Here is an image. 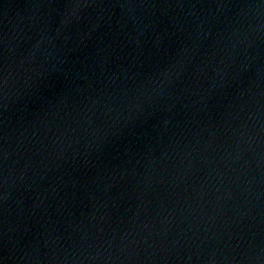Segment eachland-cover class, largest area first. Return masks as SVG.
<instances>
[{
    "label": "water",
    "instance_id": "95a60500",
    "mask_svg": "<svg viewBox=\"0 0 264 264\" xmlns=\"http://www.w3.org/2000/svg\"><path fill=\"white\" fill-rule=\"evenodd\" d=\"M0 264H264V0H0Z\"/></svg>",
    "mask_w": 264,
    "mask_h": 264
}]
</instances>
